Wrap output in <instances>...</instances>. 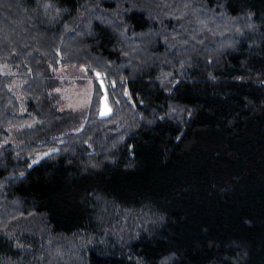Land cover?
<instances>
[{"label": "trees", "instance_id": "1", "mask_svg": "<svg viewBox=\"0 0 264 264\" xmlns=\"http://www.w3.org/2000/svg\"><path fill=\"white\" fill-rule=\"evenodd\" d=\"M0 264H264V0H0Z\"/></svg>", "mask_w": 264, "mask_h": 264}, {"label": "rangeland", "instance_id": "2", "mask_svg": "<svg viewBox=\"0 0 264 264\" xmlns=\"http://www.w3.org/2000/svg\"><path fill=\"white\" fill-rule=\"evenodd\" d=\"M49 17L51 18L53 16L49 14ZM53 21L54 19H52V22ZM80 36L81 33H79L74 39L78 40ZM57 73L61 82L68 84L63 88H58L62 95L61 107L66 108V110L84 113L87 109L91 93L93 91V85L89 77L85 75V69L77 66H62L58 69ZM49 150L55 151L56 149L52 148Z\"/></svg>", "mask_w": 264, "mask_h": 264}, {"label": "water", "instance_id": "3", "mask_svg": "<svg viewBox=\"0 0 264 264\" xmlns=\"http://www.w3.org/2000/svg\"><path fill=\"white\" fill-rule=\"evenodd\" d=\"M103 113V114H102ZM114 113L113 105L110 102L108 94L106 91L101 96V104L99 109V116L102 118H109Z\"/></svg>", "mask_w": 264, "mask_h": 264}, {"label": "bare ground", "instance_id": "4", "mask_svg": "<svg viewBox=\"0 0 264 264\" xmlns=\"http://www.w3.org/2000/svg\"><path fill=\"white\" fill-rule=\"evenodd\" d=\"M92 28V27H91ZM209 73V72H208ZM123 75V74H122ZM100 91V90H99ZM169 110H170V108H169ZM122 119V118H121ZM97 135V134H96Z\"/></svg>", "mask_w": 264, "mask_h": 264}, {"label": "snow or ice", "instance_id": "5", "mask_svg": "<svg viewBox=\"0 0 264 264\" xmlns=\"http://www.w3.org/2000/svg\"><path fill=\"white\" fill-rule=\"evenodd\" d=\"M103 114V113H102Z\"/></svg>", "mask_w": 264, "mask_h": 264}]
</instances>
